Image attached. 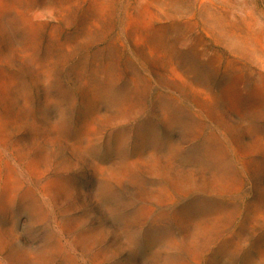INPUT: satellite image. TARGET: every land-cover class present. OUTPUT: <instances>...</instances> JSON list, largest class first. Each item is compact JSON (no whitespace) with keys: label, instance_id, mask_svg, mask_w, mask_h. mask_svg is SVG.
Wrapping results in <instances>:
<instances>
[{"label":"rangeland","instance_id":"374dc122","mask_svg":"<svg viewBox=\"0 0 264 264\" xmlns=\"http://www.w3.org/2000/svg\"><path fill=\"white\" fill-rule=\"evenodd\" d=\"M0 264H264V0H0Z\"/></svg>","mask_w":264,"mask_h":264}]
</instances>
